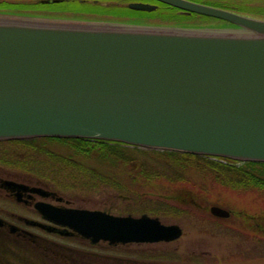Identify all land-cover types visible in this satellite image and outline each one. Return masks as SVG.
Masks as SVG:
<instances>
[{
  "label": "water",
  "instance_id": "obj_1",
  "mask_svg": "<svg viewBox=\"0 0 264 264\" xmlns=\"http://www.w3.org/2000/svg\"><path fill=\"white\" fill-rule=\"evenodd\" d=\"M159 1L236 26L0 13V140L103 139L264 162V18L193 0ZM211 212L230 215L217 205ZM59 216L93 240H173L183 232L147 214L66 209Z\"/></svg>",
  "mask_w": 264,
  "mask_h": 264
},
{
  "label": "trees",
  "instance_id": "obj_2",
  "mask_svg": "<svg viewBox=\"0 0 264 264\" xmlns=\"http://www.w3.org/2000/svg\"><path fill=\"white\" fill-rule=\"evenodd\" d=\"M115 1L109 5L113 7L94 5V10L85 11L84 3L78 0L49 5L39 0H0V11L192 27L233 25L206 15L182 13L158 1L159 7L151 12L127 7L128 0ZM214 5L264 18V0H215ZM0 164L62 190H114L125 208L123 213L146 212L160 218L205 216L197 211L202 207L197 194L219 192V187L264 195V162H240L103 139L35 137L0 141ZM207 208V204L203 206Z\"/></svg>",
  "mask_w": 264,
  "mask_h": 264
},
{
  "label": "flooded vegetation",
  "instance_id": "obj_3",
  "mask_svg": "<svg viewBox=\"0 0 264 264\" xmlns=\"http://www.w3.org/2000/svg\"><path fill=\"white\" fill-rule=\"evenodd\" d=\"M39 1L43 5H49L51 2L59 3L64 0ZM78 1L84 3L85 11H88L94 10V5L106 9L113 7L109 5L115 0ZM128 1L157 3L156 0ZM41 9L48 10L49 7ZM76 198H72L70 192L58 189L55 184L42 183L21 170L0 164V264H160L155 262L156 259L172 261V264H210L219 261L244 262L264 256L263 226L257 222L261 231H244L245 223L234 217L232 210L231 216L228 217H209L210 220L218 221L223 228L197 232L202 236L226 239L228 243L220 242L226 249L222 254H214L213 249L202 247L197 251L185 250L184 254L178 249H153L154 244L168 245L179 241L184 235V228L182 235L173 240L127 242L93 240L61 224L59 210L74 208L113 212L84 205ZM145 213L125 212L119 215L139 217ZM224 220L232 222L225 223ZM209 223L211 221L203 222L210 227ZM196 224L199 226L200 221ZM233 225H240L241 230L232 231Z\"/></svg>",
  "mask_w": 264,
  "mask_h": 264
},
{
  "label": "rangeland",
  "instance_id": "obj_4",
  "mask_svg": "<svg viewBox=\"0 0 264 264\" xmlns=\"http://www.w3.org/2000/svg\"><path fill=\"white\" fill-rule=\"evenodd\" d=\"M197 2H203L206 4H214L215 0H193ZM233 2H238L239 0H232ZM257 2V1H256ZM259 3V1L257 2ZM260 2L259 4H261ZM7 167V166H4ZM10 168V167H9ZM26 174V173H25ZM28 175V174H27ZM62 190V189H61ZM219 192L211 193L208 195H202L197 194V201L201 203L202 207H197V211L204 212L205 216L195 215V216H187V217H164L162 218L164 222L166 223H179L184 228V235L179 239V241L170 243L168 245L165 244H154L152 247L154 250L157 249H178L181 254L185 253V250H195L197 251L198 248H207L208 250L213 249L214 254H222L223 251L225 252L226 249H224L223 245L221 246V243L224 244L228 243L226 239L220 240L215 239L211 236H202L199 235L197 232L199 231H216L223 226L218 223V221L214 219H209L210 216H213L210 211L204 210L203 206L207 204L208 205H214L219 204L223 207L233 209L235 217L239 218V220L243 221L245 223L244 225V231L248 232H257L261 231L257 229V226L255 223L259 222L263 227L264 230V195L259 194L256 192H239L235 190L230 189H220ZM62 191H68L72 194V198H76L77 195L79 197L76 198L78 202H81L84 205L91 206V207H99L103 208L105 210L111 211L116 214L123 213L125 208L121 204V200L118 199L119 195L116 191L107 189V188H101L99 190L94 191H82V190H62ZM232 220V219H231ZM231 220H224V222H230ZM197 221H200V224H196ZM205 221H208L210 227L205 223ZM233 221V220H232ZM231 221V222H232ZM240 225H233L232 231H239ZM186 232V234H185ZM221 242V243H220ZM251 248V245L248 246ZM255 247V246H254ZM257 247V246H256ZM264 249V244H263ZM256 253V251H255ZM264 253V251H263ZM259 254V253H256ZM156 263H168L172 264L171 262H167L163 259H156ZM209 263V262H208ZM210 264H264V256L258 258V259H249L244 262H238V261H219V262H211Z\"/></svg>",
  "mask_w": 264,
  "mask_h": 264
}]
</instances>
